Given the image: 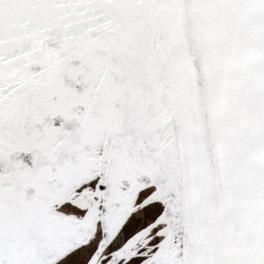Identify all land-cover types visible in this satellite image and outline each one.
I'll return each instance as SVG.
<instances>
[{
	"label": "snow or ice",
	"instance_id": "snow-or-ice-1",
	"mask_svg": "<svg viewBox=\"0 0 264 264\" xmlns=\"http://www.w3.org/2000/svg\"><path fill=\"white\" fill-rule=\"evenodd\" d=\"M0 264H264V0H0Z\"/></svg>",
	"mask_w": 264,
	"mask_h": 264
}]
</instances>
